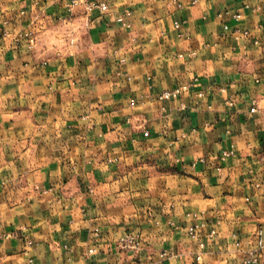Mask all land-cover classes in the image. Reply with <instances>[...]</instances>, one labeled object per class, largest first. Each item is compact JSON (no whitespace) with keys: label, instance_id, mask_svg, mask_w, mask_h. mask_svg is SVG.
Returning a JSON list of instances; mask_svg holds the SVG:
<instances>
[{"label":"crops","instance_id":"0c3cea01","mask_svg":"<svg viewBox=\"0 0 264 264\" xmlns=\"http://www.w3.org/2000/svg\"><path fill=\"white\" fill-rule=\"evenodd\" d=\"M101 1L0 0V264H264V0Z\"/></svg>","mask_w":264,"mask_h":264},{"label":"built area","instance_id":"2783aa9c","mask_svg":"<svg viewBox=\"0 0 264 264\" xmlns=\"http://www.w3.org/2000/svg\"><path fill=\"white\" fill-rule=\"evenodd\" d=\"M180 5V4H179ZM84 8L88 13H91L93 11L99 10L102 12H107L109 10V4L107 2L101 1V0H69L68 3V9L73 12L77 8ZM235 18L239 19L241 17L240 14H237L234 16ZM174 26L177 30H181L182 28V22L181 21H175ZM225 29H228V26H225ZM34 41V39H32ZM257 43H259L257 41ZM193 55L195 53H192ZM187 87L183 88H177L175 90H169L163 92L160 96V100H168L172 99L174 97H177L182 89H186ZM223 92H225V89H223ZM200 96H204V94H200ZM182 108H185L184 105H182ZM262 149L264 152V143L262 145ZM216 234L215 231L211 232V237H213ZM189 236L191 238H197L198 237V226H191L189 228ZM257 241L260 249H264V226L259 228L257 232ZM121 247L124 249L128 248H135L139 245V242L135 236H125L124 238H121L120 240ZM93 251V250H92ZM198 259H200V256H198ZM260 263V258L255 253L250 254L248 258L245 260L244 264H257Z\"/></svg>","mask_w":264,"mask_h":264}]
</instances>
